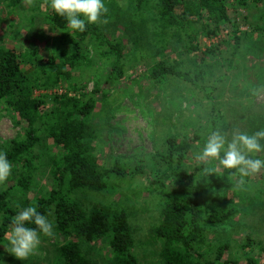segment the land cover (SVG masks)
Segmentation results:
<instances>
[{
	"label": "trees",
	"instance_id": "1",
	"mask_svg": "<svg viewBox=\"0 0 264 264\" xmlns=\"http://www.w3.org/2000/svg\"><path fill=\"white\" fill-rule=\"evenodd\" d=\"M22 1L9 0L10 5ZM104 2L107 12L103 17L113 13L125 34L129 32L131 42H143L147 35L153 41L156 50L144 75L155 84L179 80L188 87L191 97L198 93L208 100L206 124L199 127L204 131L205 140L210 130H223V115L214 92L225 75L237 67L235 60L243 41L250 38L253 49L264 51V46H258L252 38L255 34L264 35V0H130L125 8L114 1ZM259 6L263 7L258 15L261 22L254 16V20H249L248 15H243L249 30L240 29L235 17L238 9L258 11ZM43 18L53 32L59 33L53 36L47 53H41L36 46L27 51L18 50L0 40V105L7 110L12 124L21 126L23 131L22 136L8 138L0 144V151L5 152L12 164L11 172L15 174L11 185H0V243L12 227L11 217L31 205L53 222L54 232L64 239L54 245L57 264H90L93 257L89 255L88 244L104 238L110 251L105 264H139L133 251V229L126 208L109 203L85 207L74 195L78 190L106 192L108 177L113 174L122 180L140 178L150 191L163 197L159 221L153 229L155 237L161 241V264H229L230 260L224 258L227 242L213 246L209 257L203 256L202 248L213 227L228 222L238 213L240 206L233 199L242 200L236 191L235 177L238 176L229 175L232 170L218 171L217 164H210L215 174L205 178L201 162L188 163L191 141L202 142L197 132L192 137L188 132L164 135L161 148L145 157H133L132 167L129 159L121 157L113 158L107 167L100 166L93 143L96 132L90 120L99 83L95 82L88 92L85 82L78 81L73 71L89 62L88 46H91L109 62L104 81H119L125 76L127 43L124 36L108 34L100 21L88 25L84 32L72 30L67 21L51 9L50 3ZM133 21L139 26L137 34L131 29ZM225 29L224 51L217 43L201 48L199 37H216ZM175 41L182 43V52L187 55H199L201 63L205 64V56L216 58L211 67L218 65L223 71L216 75L215 68L207 70L206 65L182 67L179 57H171L163 51L166 42L177 51ZM63 81L68 82L64 91L35 93ZM262 86L264 74L251 85L252 92L247 93L253 94ZM261 127L264 125L258 123V117L248 118L246 131ZM43 137L50 139L55 148L48 162L51 184L49 189L28 198L24 195L33 184L41 160L37 148ZM202 187H206L205 192L217 193V209L202 201ZM12 189L24 196L17 207L11 203ZM229 190L231 197H228ZM250 205L260 210L264 208V201L250 199ZM242 212L247 213L245 207ZM244 239L250 249L256 246L264 252L261 241L254 240L251 233H246ZM245 258L249 264L256 263L248 252Z\"/></svg>",
	"mask_w": 264,
	"mask_h": 264
},
{
	"label": "rangeland",
	"instance_id": "2",
	"mask_svg": "<svg viewBox=\"0 0 264 264\" xmlns=\"http://www.w3.org/2000/svg\"><path fill=\"white\" fill-rule=\"evenodd\" d=\"M114 1L116 5L125 8L130 0H106ZM50 0H24L18 4H11L9 0H0V40L14 45L18 50H26L36 46L41 53H47V47L53 42V36L59 33L53 32L51 26L46 24L43 14L47 9ZM257 10L239 8L236 14V22L240 29L249 30L243 15H248L249 20L261 22L258 18L263 7ZM113 13L109 17H102L97 22L105 24L108 34L121 37L126 41L125 47V76L115 83L104 81L109 69V62L98 55L97 51L88 46L89 62L84 63L73 71L78 81L86 84L85 90L90 91L94 83H99V91L94 96V110L91 115V123L96 132L95 154L98 164L107 167L112 163L113 158L129 159L130 167L133 166L137 157H145L162 145L161 139L168 133L188 132L192 137L194 132L200 134L202 142L191 141V150L188 152V163H198L194 159V153L202 148L205 139L204 131L199 127L206 124L207 113L209 112V102L201 94L189 95V89L179 80H168L163 83H153L144 75L150 58L154 56L156 50L150 36L147 35L143 42L135 43L129 40V32L125 34L121 23L114 20ZM134 19V17H133ZM131 29L134 33H139V26L133 23ZM226 29L216 37H199L201 48L212 44H218L222 51L226 48L223 41L227 38ZM253 41L258 46H264V35H253ZM128 40V41H127ZM176 50L166 42L163 49L165 53L179 57L183 64L182 67L194 66L198 64L205 68L211 67L215 59L205 56V64L199 60L200 56H192L182 52L181 42L175 41ZM225 52H222L224 54ZM237 67L225 75L222 82L218 83L217 90L214 92L217 99V106L222 113L223 131L229 138L234 129L247 130L248 118L258 117V123L264 125V87H260L252 92L251 85L258 82L259 76L264 74V51L259 52L252 48V40L249 38L243 41L238 57L235 60ZM216 66V67H215ZM215 68V69H214ZM218 75L223 71L222 67L213 65ZM209 70V69H207ZM68 86L67 81L60 85L36 91L35 93H53L64 91ZM189 95V96H188ZM220 123V122H219ZM21 126L12 124L7 110L0 105V144L12 137L22 136ZM51 140L43 137L38 146L41 160L35 170L33 184L29 187L25 197H32L38 191L49 189L51 177L49 172V159L55 152L51 146ZM135 157V158H133ZM222 168L218 166V171ZM14 173L6 182L9 186L14 181ZM237 181L236 191L242 200L233 197L240 206L238 213L228 222L213 227L207 237V244L203 246L204 257L212 256L213 246L220 242H227L228 248L224 252V258L229 259V264H249L245 254L256 259L255 264H264V252L245 244L246 233H251L254 240H260L264 246V214L263 209H257L250 205V199L254 201H264V169L260 172L245 178L244 186ZM5 186V185H3ZM201 189L202 201L210 208L217 209L219 202L217 193L213 190ZM85 207L93 204L109 203L125 207L129 213V222L133 229L134 248L133 251L139 264H161L160 248L161 241L155 237L153 229L158 223L159 209L163 197L154 191H150L147 185L140 178L128 177L119 179L111 174L108 177L106 192H92L78 190L75 192ZM23 195L19 191H11V203L19 206ZM231 190L228 197H231ZM262 199V200H261ZM246 208L245 214L243 208ZM242 209V210H241ZM8 235L0 243V260L3 264H22L14 256L8 253L3 244H7ZM61 235L54 232L52 237H41V243L37 250L23 264H57L54 245L62 242ZM245 246V247H244ZM90 256L93 257L90 264H105L104 261L110 256V251L106 245V239L88 244Z\"/></svg>",
	"mask_w": 264,
	"mask_h": 264
},
{
	"label": "clouds",
	"instance_id": "3",
	"mask_svg": "<svg viewBox=\"0 0 264 264\" xmlns=\"http://www.w3.org/2000/svg\"><path fill=\"white\" fill-rule=\"evenodd\" d=\"M51 9L67 21L69 28L84 32L88 25L95 24L107 12L104 0H50ZM264 127L248 132L234 129L229 138L220 128L210 130L194 159L201 162V173L206 178L215 174L210 164H217L229 175L238 176L239 184L264 169ZM12 170V164L5 152L0 151V185H5ZM11 232L5 250L22 264L39 247L41 237L54 235V224L35 206H26L16 212L10 220ZM32 225V226H29ZM0 264L3 261L0 260Z\"/></svg>",
	"mask_w": 264,
	"mask_h": 264
}]
</instances>
